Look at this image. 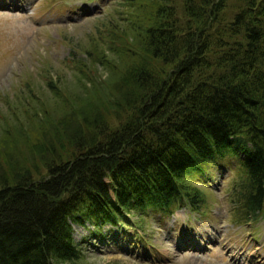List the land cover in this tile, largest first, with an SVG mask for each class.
Returning a JSON list of instances; mask_svg holds the SVG:
<instances>
[{
	"label": "trees",
	"instance_id": "trees-1",
	"mask_svg": "<svg viewBox=\"0 0 264 264\" xmlns=\"http://www.w3.org/2000/svg\"><path fill=\"white\" fill-rule=\"evenodd\" d=\"M125 3L89 64L71 57L77 90L50 77L52 103L33 94L26 123L4 129L0 264L79 261L74 224L199 210L191 178L228 152L243 156L233 221L264 216V0Z\"/></svg>",
	"mask_w": 264,
	"mask_h": 264
},
{
	"label": "rangeland",
	"instance_id": "rangeland-1",
	"mask_svg": "<svg viewBox=\"0 0 264 264\" xmlns=\"http://www.w3.org/2000/svg\"><path fill=\"white\" fill-rule=\"evenodd\" d=\"M125 7V0H0V153L7 148L4 129L21 128L30 103L37 105L33 94L52 103L50 77L77 90L71 57L89 64L86 49L100 47L95 39ZM242 157L228 152L191 178L204 197L199 210L180 204L168 215L132 211L119 218V226L106 224L100 231L91 223L74 224V243L84 257L59 264H235L237 257L239 264H264V216L238 224L229 213Z\"/></svg>",
	"mask_w": 264,
	"mask_h": 264
},
{
	"label": "bare ground",
	"instance_id": "bare-ground-1",
	"mask_svg": "<svg viewBox=\"0 0 264 264\" xmlns=\"http://www.w3.org/2000/svg\"><path fill=\"white\" fill-rule=\"evenodd\" d=\"M235 259H236V260H235ZM235 259H234V263H235V264H239V263H240L239 258L237 257V258H235Z\"/></svg>",
	"mask_w": 264,
	"mask_h": 264
}]
</instances>
